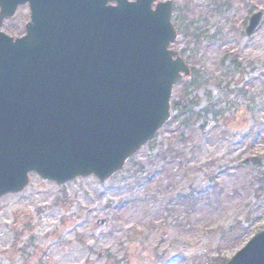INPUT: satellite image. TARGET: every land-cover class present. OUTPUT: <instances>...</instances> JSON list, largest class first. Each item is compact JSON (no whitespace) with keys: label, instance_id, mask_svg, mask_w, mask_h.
<instances>
[{"label":"rangeland","instance_id":"rangeland-1","mask_svg":"<svg viewBox=\"0 0 264 264\" xmlns=\"http://www.w3.org/2000/svg\"><path fill=\"white\" fill-rule=\"evenodd\" d=\"M161 1L192 72L171 120L106 182L32 176L1 199L0 264H225L264 230V0Z\"/></svg>","mask_w":264,"mask_h":264},{"label":"water","instance_id":"water-1","mask_svg":"<svg viewBox=\"0 0 264 264\" xmlns=\"http://www.w3.org/2000/svg\"><path fill=\"white\" fill-rule=\"evenodd\" d=\"M134 1L0 0V200L30 174L106 182L170 121L173 89L191 76L169 50L172 3ZM26 5V35L2 33ZM227 264H264V231Z\"/></svg>","mask_w":264,"mask_h":264},{"label":"trees","instance_id":"trees-1","mask_svg":"<svg viewBox=\"0 0 264 264\" xmlns=\"http://www.w3.org/2000/svg\"><path fill=\"white\" fill-rule=\"evenodd\" d=\"M176 106H178V104H173V107L175 108ZM187 203H193V200L192 201H187Z\"/></svg>","mask_w":264,"mask_h":264}]
</instances>
